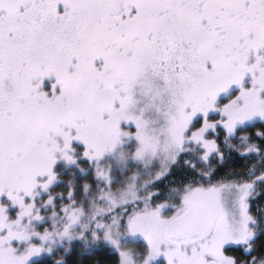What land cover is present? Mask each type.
<instances>
[{"label":"snow or ice","instance_id":"1","mask_svg":"<svg viewBox=\"0 0 264 264\" xmlns=\"http://www.w3.org/2000/svg\"><path fill=\"white\" fill-rule=\"evenodd\" d=\"M225 147L264 161V0H0V264H61L68 229L38 231L76 194L58 166L100 180L125 148L155 172L113 217L143 241L117 264H264V169L215 180Z\"/></svg>","mask_w":264,"mask_h":264},{"label":"rangeland","instance_id":"2","mask_svg":"<svg viewBox=\"0 0 264 264\" xmlns=\"http://www.w3.org/2000/svg\"><path fill=\"white\" fill-rule=\"evenodd\" d=\"M130 151L131 148L118 149L115 154L106 156L104 164L100 168L101 179H93L91 173L89 176H82L83 182L81 185L78 182V186L75 188V193L78 196L81 194L78 203L75 204L73 201L74 199L77 201V198H73L71 202L73 206L65 207L66 214L64 217L57 212L52 222H47L38 227V231L41 233H44L46 229L57 232L64 228L68 229L66 238L62 240L57 238L53 248L54 252L62 254L66 261L89 264L91 254L78 257L77 249L71 247L70 244L81 239L89 229L93 230V234H90L92 241L97 242L92 227V222L96 220L94 212L100 217L99 221L95 223L96 228L98 226L103 227V234L99 236V240L103 243L105 240L109 241L108 244H104L105 246L111 248L112 251L129 255L133 252L139 253L143 249V241L138 236L133 237L127 227L121 226L117 229L112 224L113 217L118 218L120 213L116 212L115 209L120 208L122 204L131 201L133 198H140L141 196H137V194L145 190V186L151 182L155 172V165L152 160H146L142 163L131 162ZM158 159L162 161L163 157H158ZM249 168L251 165L244 170L235 171L233 174L226 173L217 180L232 181L237 177L242 180L247 175ZM70 176L76 177L74 171L71 172ZM105 177L110 179L111 183ZM56 206L58 207L59 203ZM78 207L81 210H78ZM255 215L258 218L264 217V204L258 207ZM106 217H110V219L103 220ZM80 219H83V223L79 226L78 221ZM261 226L264 228V225ZM92 248H95V244ZM101 250L103 249L101 248ZM228 255L230 254L228 253Z\"/></svg>","mask_w":264,"mask_h":264},{"label":"flooded vegetation","instance_id":"3","mask_svg":"<svg viewBox=\"0 0 264 264\" xmlns=\"http://www.w3.org/2000/svg\"><path fill=\"white\" fill-rule=\"evenodd\" d=\"M238 135L239 136L251 135V133H240ZM230 143L233 144V145H236L240 149H244V148L247 147V145L242 140H240V139L232 140V141H230ZM224 153L225 154H224L223 160H219L217 158H213L210 161L209 166L216 169V175H215L216 178L214 177L215 180L221 178L226 173H232L233 174V173H235V171H239V170H242V169L244 170L245 169L244 165L246 163H249V162H251V164H249V165H251V167H252L253 164H255L257 171L253 175H249L248 174V171H247V176L243 177L242 180L247 179L249 181H252V180L255 179V176H258L260 174V170L261 169H264V161H261L258 157L255 156L254 153L249 154V156H248L247 159H240V158H238L237 157V151H236L235 148L229 149V148L225 147ZM233 159H235V161H236V163L233 164L234 166L231 167L229 165L230 167L229 166H226V168H224V166L225 165H228V162L231 161V160H233ZM235 166H238L237 170H234V167ZM85 167H87V166H85ZM200 167L201 168H204L205 166L204 165H200ZM65 170H71V171L75 170L78 173L79 178L82 180V176L80 175V173L75 168L66 167L65 164L63 162H61L60 165L57 168V171H58L59 176H60V183L57 185L56 188L53 189V192L54 193H57V191H56L57 188H62L63 185H64L63 184V176H62V173ZM205 170H207V169H205ZM218 175H219V177H218ZM87 176H89V175H87ZM176 176H177V179L180 178V171L179 170L176 171ZM189 179H191V176L190 175H189ZM260 189H264V184H257V190H260ZM142 198L143 197L141 196L140 199H142ZM56 204H58V201L56 202ZM263 204H264V197H262V199L253 201V210H257L258 207L261 206V205H263ZM252 214H253V216L256 217L255 211H253ZM78 223H79V226H80L81 223H83V219H80V221H78ZM260 226H254L252 230L253 231H259L260 228H261ZM80 240H84V239H80ZM102 240H104V239H102ZM100 242H101V240H99V242H97L95 244V248H92L94 245L91 247V249H90L91 250V253L95 252L98 249L103 248L102 246L104 244L103 243H100ZM55 243H56V240H55L54 243H51V245H49V246L51 248H54L55 247ZM103 250H105V249H103ZM110 252H112V249L111 248H110Z\"/></svg>","mask_w":264,"mask_h":264},{"label":"trees","instance_id":"4","mask_svg":"<svg viewBox=\"0 0 264 264\" xmlns=\"http://www.w3.org/2000/svg\"><path fill=\"white\" fill-rule=\"evenodd\" d=\"M236 161L235 159L231 160L228 162V165H225L224 168H226V166H234L233 164H235ZM249 164H251V162L249 163H246L244 165L245 168H247V166H249ZM229 166V167H230ZM238 166H235L234 167V170H237ZM74 173L76 174V177H73V176H70L71 174V170H65L63 173H62V176H63V187L62 188H57L56 191L57 192H64V193H67L69 191V183H71V185L74 186V188H76L78 186V182L80 183L81 185V182H83V179L81 180L79 178V175L77 172H75V170H73ZM182 175V173L180 172V176ZM219 177V175H218ZM189 178V177H188ZM216 178V176H215ZM70 181V182H69ZM81 194H79V196L77 195V193L75 194L74 198H77V201H74L75 204L78 203V199L80 198ZM262 199V198H261ZM72 201H69V200H64V201H60L58 200V203H59V206L57 208H60V207H63L64 209H66L65 207H67L68 205L69 206H73V204H71ZM116 212H120L121 211V208H116L115 209ZM256 212V210H253ZM66 214V213H64ZM64 214L61 215L64 217ZM95 214V212H94ZM46 217L49 218L50 222H52L56 216L55 213H46L45 214ZM108 216V215H107ZM100 217L96 214V220L92 222V227L93 229L95 230L96 229V224L98 221H99ZM110 217H106L105 219L103 220H109ZM49 222V223H50ZM98 226V225H97ZM261 228H263L262 226H260ZM97 242H93L90 235L87 236L86 239L84 240H78L76 242H72L70 244L71 247H74L77 249V256L80 257V255H87V254H91V259L89 260V264H117V258L116 257H113V256H110L109 253L110 252V248L108 249L106 246H102L103 248L102 249H105V250H101V249H98L96 250L95 252L91 253L90 252V249L91 247L96 244ZM100 243H103V241H101ZM231 255H233V253H229ZM54 259H58L60 260L61 264H78V262H75V263H71V262H68L66 261L63 257H62V254H60L59 252L56 253L54 252Z\"/></svg>","mask_w":264,"mask_h":264}]
</instances>
